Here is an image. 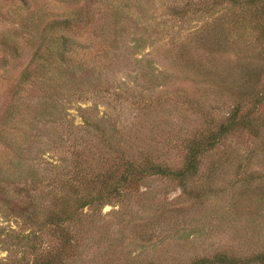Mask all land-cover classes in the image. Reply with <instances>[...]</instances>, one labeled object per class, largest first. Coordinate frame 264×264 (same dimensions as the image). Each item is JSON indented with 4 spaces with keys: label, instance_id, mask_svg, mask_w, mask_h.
<instances>
[{
    "label": "rangeland",
    "instance_id": "rangeland-1",
    "mask_svg": "<svg viewBox=\"0 0 264 264\" xmlns=\"http://www.w3.org/2000/svg\"><path fill=\"white\" fill-rule=\"evenodd\" d=\"M240 1L0 0V264H39L36 254L63 247L53 226L33 224L31 210L41 221L39 206L63 195L54 173L72 170L75 144L83 150L78 161L94 171L118 161L109 144L127 149L126 160L178 169L188 139L214 130L236 106L251 128L201 155L184 191L169 179L145 178L122 206L107 205L92 226L73 228L64 264H257L253 257L264 252V101L256 102L264 95V3ZM65 20L75 26L56 25ZM62 37L73 51L60 77L45 67L56 63ZM47 44L53 55L48 48L37 54ZM32 171L38 183L28 195ZM23 203L32 207L20 216ZM30 231L40 237L34 254L12 244L14 234Z\"/></svg>",
    "mask_w": 264,
    "mask_h": 264
},
{
    "label": "trees",
    "instance_id": "trees-1",
    "mask_svg": "<svg viewBox=\"0 0 264 264\" xmlns=\"http://www.w3.org/2000/svg\"><path fill=\"white\" fill-rule=\"evenodd\" d=\"M222 1L229 2L232 6L241 5L240 0ZM249 1L251 3H264V0ZM244 4L247 5L248 2L246 1ZM179 12H181L179 18L177 17L176 19L177 22L181 23L184 21L187 14L186 8L179 10ZM56 25H59L58 27H64L63 29H68L75 26V23L65 20L57 22ZM61 39V50L59 49L56 63H51L47 69L45 67L46 71L51 69V71H49L51 74H53V69L55 72L57 71L60 73L59 67L63 66L65 69L70 66V57L67 54L69 50L73 51V49L70 47L71 44L68 43L67 37H62ZM46 48H48V54L53 55L52 48L48 44L43 48H39L37 54H39L40 51H45ZM29 70L30 69L27 70L28 73L25 72L23 75L24 78L27 77L26 79L30 77ZM245 96L247 95H244V97ZM260 98L256 101H259V104L264 101V95H261ZM256 102L254 103V108L257 105ZM244 119L245 116H241L240 108L236 106L222 122H217L214 130L207 129L206 131H200L197 136L188 139L184 148V163L182 167L178 169H174L166 163L154 161L149 158H143L142 161H139V159H134L133 155H131L132 159L126 160L124 155L128 153L127 149L121 147H116V149L111 147L112 144H109L111 145L110 148L113 153L116 152V154H118V161L108 164L101 162L102 165L99 164V167H108L102 172L99 167L94 171L90 165L87 167L84 166L83 161H78L79 155L80 153L82 154L83 150L82 145L75 144L70 159L72 170L69 171V169L66 170L61 168L59 172L56 171L54 173L53 188H60L63 195L58 198L54 197L52 202L39 206V216H42L43 220H36L35 216H37L38 211L37 209L31 210L32 204L23 203L24 206H17L21 212L20 216L22 214H27L31 210L33 213H31L33 224L39 225L41 228L47 227L48 224L53 226L54 229L52 231L56 232L63 240L61 241L63 242V247L59 251H55L54 254L49 252L36 254L40 259L39 264H64L68 256L66 253H69V248L76 237L73 228L77 227L78 229L80 227L92 226L94 223L93 216L101 212L102 208L107 205L113 207L117 205L122 206L127 200V194L130 191H137L141 181L145 178L156 176L169 179L173 183H178L179 187L184 191L188 187V182L197 176L198 160L201 155L208 150L216 148L224 138L234 133L239 127L244 126L246 128H251L250 123L244 121ZM106 152L109 153V150L107 149ZM101 157L102 156H100V158ZM21 163H16L13 166L19 168L22 166ZM30 176L31 179H26V183H28L29 186L25 187L28 195H30L28 192H30L29 189H31V186L34 188L38 183V178L34 176L33 171ZM41 183H43V180ZM37 190H33L32 192L35 193ZM39 238V234L34 231H30L27 234H14L12 244L15 246H24L34 254L38 249V243H40L38 241ZM226 260L227 263L230 262L228 257L218 256L219 263L222 261L225 262ZM252 261L257 264H264V252L256 254ZM213 262L215 261L199 260L193 264H212Z\"/></svg>",
    "mask_w": 264,
    "mask_h": 264
}]
</instances>
